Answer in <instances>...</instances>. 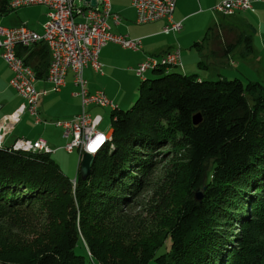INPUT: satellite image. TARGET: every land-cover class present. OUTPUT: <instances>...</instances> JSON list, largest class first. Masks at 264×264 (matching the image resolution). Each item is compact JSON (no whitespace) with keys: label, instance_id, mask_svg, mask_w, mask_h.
I'll use <instances>...</instances> for the list:
<instances>
[{"label":"trees","instance_id":"1","mask_svg":"<svg viewBox=\"0 0 264 264\" xmlns=\"http://www.w3.org/2000/svg\"><path fill=\"white\" fill-rule=\"evenodd\" d=\"M18 55L46 78V45ZM157 69L75 187L50 152L0 147V264H264V84Z\"/></svg>","mask_w":264,"mask_h":264},{"label":"built area","instance_id":"2","mask_svg":"<svg viewBox=\"0 0 264 264\" xmlns=\"http://www.w3.org/2000/svg\"><path fill=\"white\" fill-rule=\"evenodd\" d=\"M91 1L93 0H10L7 5L9 12L41 6L47 9V21L42 26V33L26 25L0 26V59L5 61L12 72L10 87L24 101L12 115L0 120V141H4L12 133L13 124H17L26 112L35 119L36 125L43 123L38 117L36 96L45 93L37 91V73L18 53L37 45H46L50 53L46 81L52 85V91L60 92L65 87L70 72L79 88L77 96L82 102V113L73 119L53 123L62 129L64 138L68 140L64 150L71 154L79 153L78 172L84 154H92L96 143L111 140L99 130L102 117L92 116L87 110L90 107H114V111L119 109L102 91H88L85 70L90 68L102 74L100 53L109 44L119 45L125 50L142 49L141 39L112 33L109 21L113 19L118 25L120 17L112 12L110 0H95L96 6ZM263 2L264 0H224L212 7L211 11L223 16H234L240 12L254 11L255 4ZM176 4L177 0H132L136 24L142 26L167 20L169 25L163 29L164 34L180 32L182 24L172 20ZM160 59L174 61V68L182 67L181 50L175 49L160 57L145 59L135 69L137 77L145 78L148 73L158 70L157 62ZM13 149L23 152H53L44 140H18ZM75 180L77 182V177Z\"/></svg>","mask_w":264,"mask_h":264},{"label":"crops","instance_id":"3","mask_svg":"<svg viewBox=\"0 0 264 264\" xmlns=\"http://www.w3.org/2000/svg\"><path fill=\"white\" fill-rule=\"evenodd\" d=\"M6 1L7 6L10 0ZM222 1L224 0H177L172 20L175 23H181L182 29L180 32H171L167 35L163 33V29L169 25L167 20L148 25H137L136 12L132 7V0H110L112 12L120 17V23L118 25L113 19H110L109 23L112 33L115 35L128 36L131 39H141L142 49L139 51L125 50L116 44H109L103 48L100 53L102 74L96 73L90 68L86 69L84 72L88 91L90 93L102 91L120 110L130 109L139 93L140 85L135 73L137 66L148 57H160L177 48H180L182 56V67L178 69L183 70L181 73L184 75L200 74L199 72H195V69L198 71L200 66L204 65H200V63H203L204 58L210 60L208 58L209 52L215 56H223L225 54L228 56V59L233 53V47H236V45L244 41L246 42L249 54L245 53V55L242 54V56L249 58L254 56L257 65H260L264 60V46L261 45L260 49H258V47L255 46V40L252 36H246L244 31H249L248 33H251L253 36L257 35V32H259L261 38H264V2L255 4L254 11H244L234 16H220L212 13L211 8ZM44 9V21L46 22L47 9ZM11 13L13 12H8V14L0 16H7ZM13 23L15 25L10 27H18L21 25L29 27V25L24 23L18 16L13 20ZM44 23L41 24L39 28L31 29L36 32H38V30L42 31ZM239 25L249 30H241L238 28ZM139 27L140 29H138ZM211 28L213 31L210 37L208 35L209 40H206L203 47L196 48L195 43L202 42L207 37ZM233 37H236V40H233ZM219 38L223 40L225 45L223 49L219 47ZM209 44L212 46H209ZM226 46L230 47L226 49ZM189 70H192V72H188ZM169 71H172V69ZM178 72L180 73V71ZM149 74H152V72L147 74L146 79L150 78ZM11 78L12 72L10 68L4 60L0 59V120L6 116L12 115L17 109L15 106L17 101L11 100V97L7 96L9 89L14 91L10 87ZM200 78L203 80L204 76L200 74ZM35 87L39 93H45L38 98L39 105L40 102L44 105L49 95L53 94V87L46 81V78L41 80L38 79ZM78 91L79 88L74 83V75L70 72L67 75L65 87L62 88L59 93L63 108L67 110L65 118L62 117L58 119L54 114H52V118L46 116L49 112L47 110L44 111L45 108L42 105L41 111H44L46 116L43 122L44 124L41 123L40 125H36V121H34L35 126L39 127V129L29 133L27 132V121L30 120L29 118L31 117L30 115L26 117L28 114V112H26L17 124H13L12 133L9 134L4 141H0V147H11L16 140L23 139L33 142L44 140L47 146L53 150V152H50L51 154H56L59 153L60 150H64L61 148L62 139H65L62 129L54 128L51 126L52 124L49 123H52L54 120H70L82 113V102L77 96ZM102 110L103 109L100 108L90 107L87 111L92 116L99 115L103 119V116L99 114ZM112 112L111 110V114ZM38 117L42 120L39 116V112ZM24 118H26V127L18 132L19 127H23V123L25 122ZM111 133L112 130L110 134Z\"/></svg>","mask_w":264,"mask_h":264},{"label":"rangeland","instance_id":"4","mask_svg":"<svg viewBox=\"0 0 264 264\" xmlns=\"http://www.w3.org/2000/svg\"><path fill=\"white\" fill-rule=\"evenodd\" d=\"M44 12H45V9L43 7H32V8L20 10L18 12H13L7 16H0V26L10 27V26L15 25L13 23V20H15L16 17L18 16L24 23H27L30 28L36 29V28H39V26L45 22ZM217 15H220V14H217ZM238 28L241 30L242 29L249 30L248 28L243 27V26L241 27L240 25L238 26ZM138 29H140V27ZM39 31L40 30H38V32ZM244 32L246 36H252V38L255 40V46L258 47V49H260L261 45L264 46V43H261V42H264V38H261V35L259 32H257V35L255 36H253L251 33H248L249 31H244ZM39 33H42V31H40ZM233 40H236V37H233ZM218 44H219V47L222 49L225 47L223 40L221 38L218 39ZM209 46H212V45L209 44ZM177 49H180V48H177ZM245 53L249 54L245 41L241 44L236 45V47H233V53L228 59H227L228 56H226L225 54L223 56H220V55L215 56L214 54L209 52L208 58L210 60H208L207 58H204L203 59L204 65L200 66V69L198 71L195 69V72L197 73L199 72L200 74H202L204 76L203 80L218 81L220 79H225L227 81L239 80V81H242L244 84H248L249 82H257V83L264 84V60L260 65H257V61L254 58V56H251L250 58L246 56H242V54L245 55ZM161 60L162 59H160L159 61ZM178 71H180L181 73L183 70H180L178 68H172L171 72H178ZM188 72H192V70H189ZM200 74L198 75L200 76ZM149 76L150 78L154 77L152 74H149ZM140 79L139 78L137 79L139 85L143 80L142 78ZM52 92L53 94L49 95V98L47 102L44 103V105L41 104V102L39 105V101H38V112L43 122L45 121L46 116H49L50 118H52L53 116L52 114H54L55 117H57L58 119H61L62 117L65 118L67 114V110L63 108V104L61 103V99L59 98L60 92H54V91ZM7 96H10L11 100L17 101L15 105L16 108H18L24 102L23 99H21L11 89H9V93L7 94ZM138 97H139V93H138L136 100L138 99ZM42 105L45 108L44 111L47 110L49 112V114L46 116H45L44 111H41ZM110 109L111 108L103 109L101 112H99V114L103 116V119H102L103 122L100 125L99 130L111 136L110 134L112 130L111 110L113 111V109L111 110ZM125 110H128V109H125ZM28 115L30 114L28 113L26 117H29ZM25 119L26 118H24L25 122L23 123V127L20 126L18 129V132L22 131L23 130L22 128L26 127L27 123ZM29 119L30 120L27 121L28 122L27 132L31 133V132L37 131L36 129H39V127L35 126L34 124L35 119L33 117ZM66 120H69V119H66ZM57 121H64V120H54L52 123H49V124H52L51 126H53L54 128L60 129L58 126L53 124L54 122H57ZM49 124H45V125H49ZM52 130L56 131L55 129H52ZM67 143H68L67 139H64V140L62 139L61 148L64 149ZM165 152L167 153V155H165L166 158L163 160V162L158 167L155 180H154L155 185L153 186H157V187L162 186L161 179L164 177L166 173L164 167H166V165L172 160V156L174 155V153L169 152V149H165ZM51 156L57 162L62 172L68 178H70L73 183L75 181V178L78 176V169H79V162H80L79 153L74 152L71 154V153H67L65 150H60L59 153H56V154L53 153L51 154ZM151 197H152L151 192L144 193L143 196L140 198V201L146 204ZM237 230L239 229L235 227L234 231H237ZM77 252L82 253V250L77 249ZM91 259L94 264H97L92 258V256H91Z\"/></svg>","mask_w":264,"mask_h":264},{"label":"water","instance_id":"5","mask_svg":"<svg viewBox=\"0 0 264 264\" xmlns=\"http://www.w3.org/2000/svg\"><path fill=\"white\" fill-rule=\"evenodd\" d=\"M90 3L93 6H96V4H97V2L95 0L91 1ZM200 123H201V117L199 115H197L194 118V124L198 125ZM19 140H21V139H19ZM16 141H18V140H16ZM16 141L14 142V144L16 143ZM14 144L10 147L11 148L10 151H15L13 149ZM93 162H94V157L93 156H91V155H89L87 153L84 154L83 159L81 161V166H80V178L82 180H87L90 177ZM204 190H205V188L197 190V192L195 194V200L197 202H201L203 200V198H204Z\"/></svg>","mask_w":264,"mask_h":264},{"label":"bare ground","instance_id":"6","mask_svg":"<svg viewBox=\"0 0 264 264\" xmlns=\"http://www.w3.org/2000/svg\"><path fill=\"white\" fill-rule=\"evenodd\" d=\"M165 66L168 68L169 67L174 68V61H170V59H162L161 61L157 62V68H161V67H165ZM142 79H144V78H142ZM38 98H39V96H36V104H38ZM106 108H111L114 110V107H106ZM111 137H112V133H111V136L107 134L108 139H111ZM109 141L110 140H102V141L96 143L94 146L93 153L89 154V155L95 157L99 152H101L103 149H105V147L107 146ZM75 185H76V180L73 182V186H75Z\"/></svg>","mask_w":264,"mask_h":264}]
</instances>
